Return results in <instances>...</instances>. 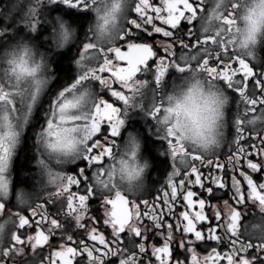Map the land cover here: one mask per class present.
<instances>
[{
	"label": "snow or ice",
	"instance_id": "1",
	"mask_svg": "<svg viewBox=\"0 0 264 264\" xmlns=\"http://www.w3.org/2000/svg\"><path fill=\"white\" fill-rule=\"evenodd\" d=\"M101 2L103 11L97 0L0 7V264H264V63L237 51L240 5ZM57 4L68 15L97 13V31L76 39L71 73L46 67L52 53L32 36L41 25L64 28V16L51 15ZM29 44L39 60L26 59ZM193 69L231 97L223 141L208 153L184 142L162 115L171 109L141 95L147 88L154 101L170 72ZM133 105L156 121L149 131L171 161L151 194L122 190L110 164ZM33 150L45 198L19 187L13 200L14 159ZM69 156L84 166L61 170Z\"/></svg>",
	"mask_w": 264,
	"mask_h": 264
},
{
	"label": "clouds",
	"instance_id": "2",
	"mask_svg": "<svg viewBox=\"0 0 264 264\" xmlns=\"http://www.w3.org/2000/svg\"><path fill=\"white\" fill-rule=\"evenodd\" d=\"M110 4L111 0H107ZM130 2V0H128ZM103 11V3L97 0ZM229 3H238L240 7L234 9L236 24L233 26V36L236 44L241 45L238 53L252 62L264 63V14L260 13V0H222L221 8ZM254 10V11H253ZM94 19L91 22L93 33L97 31V13L92 12ZM123 13L120 20L122 21ZM64 28L61 29L58 22H54L55 31L51 32L53 47L58 51L66 50L77 39V27L62 17ZM102 22V21H100ZM215 22H213L214 26ZM119 27V22L117 24ZM211 31V26L210 29ZM115 38V32L112 34ZM107 36H101L96 42L104 43ZM29 51L26 59L39 60L35 44L28 45ZM251 54V55H249ZM45 60L50 58L45 55ZM50 68V64H46ZM148 103H157L162 108L171 109L170 113H163L169 123L180 134L186 144L201 152H211L219 147L223 141L224 117L231 103V97L216 82L209 81L208 77L193 69L185 74H178L170 86L161 87L154 101L150 91L146 88L141 94ZM139 103V99L137 100ZM140 110L146 114V109L141 110L135 105L130 106L129 113ZM156 125V121H153ZM126 125V124H125ZM161 134L165 125H161ZM119 149L114 153L110 164L115 165L116 183L122 190L139 193L148 187V173L152 167L151 159L144 154L143 137L136 131L129 130L123 141L119 143ZM64 159V165L73 163L75 156ZM40 194L39 191L36 192Z\"/></svg>",
	"mask_w": 264,
	"mask_h": 264
},
{
	"label": "flooded vegetation",
	"instance_id": "3",
	"mask_svg": "<svg viewBox=\"0 0 264 264\" xmlns=\"http://www.w3.org/2000/svg\"><path fill=\"white\" fill-rule=\"evenodd\" d=\"M15 0H0V7L2 6H11ZM52 8V13L51 15L54 17L57 14H61L66 18L72 25H75L77 27V39L81 38L84 36V34L87 32L89 26L91 25V22L94 19L93 13L92 12H87V14H83L86 16L85 21L82 26L77 24L74 19L71 17V15L65 14L62 9L65 7L63 5H55V6H50ZM74 14H81V12L77 10H73ZM4 18L0 16V27L4 26ZM41 28L43 31H41L39 34H32L34 40L37 42L38 46L45 52L51 51V56L50 61H51V66L53 69H56L55 67V62L57 58L62 54V53H69L70 56V66H71V72L75 71V64L72 63V54L76 52V41L71 44L66 50L63 51H58L56 50L55 47H53L52 39L50 37L51 34V28L48 25H41ZM91 35L90 33H88ZM47 35L48 39L45 41L43 40V36ZM156 38V37H153ZM148 42H151V39H149ZM262 53H264V49H262ZM255 64V62H252ZM177 73L173 70L172 72L169 73L168 77L166 78L165 81V86H170L172 81L177 78ZM152 127L154 128V122L151 119V117L147 116L144 112L140 110H135L131 113H129L128 120L126 121V125L122 129V136L121 138L117 141L118 143L123 141V138L125 134L129 131H136L143 137L144 141V147H143V152L145 155H147L151 161H152V167L149 170L148 173V187L146 191L151 194L155 192V189L159 187L160 184L164 182V174H165V168L166 166H169L171 161L170 158L166 154L162 155L161 153L163 152V149L160 147L162 144V141L155 135H153L152 132L149 131V128ZM258 143V141H256ZM150 148L148 150L147 148ZM223 151H227L226 148L222 149ZM23 155V153L18 154V156L14 159L13 165H12V181H13V196L11 199H15L14 192L16 188L23 187L25 189H28L29 191H39L40 194L39 196L41 197V200L45 198V193L41 191V180L42 177L40 175V170H39V165L36 163V158H38V154L35 153V151H31V157L29 160V166L23 170V179L24 183L23 184H17L15 181V166L18 161V159ZM209 159H211V156H208ZM259 159V158H257ZM77 166H84L80 161H76L67 165H64L63 171L67 172H75L77 170ZM167 170H171L170 167L167 168ZM48 190H52L51 186H49ZM197 191H200L199 186H195V189ZM143 198H151V195L148 196H142ZM224 198H227V194H225ZM216 198H213V203H216ZM94 207H93V214L99 215L100 214V208L98 206L97 201L94 199L91 202ZM252 211H255L253 209ZM246 216L250 215L249 213H245ZM215 246L214 242H210ZM199 251H203L202 249H198ZM178 251L183 252V249H179Z\"/></svg>",
	"mask_w": 264,
	"mask_h": 264
},
{
	"label": "trees",
	"instance_id": "4",
	"mask_svg": "<svg viewBox=\"0 0 264 264\" xmlns=\"http://www.w3.org/2000/svg\"><path fill=\"white\" fill-rule=\"evenodd\" d=\"M71 17L74 19V21L79 24L80 26L83 25L86 16L83 14H71ZM59 67V70L61 72H69L71 70L70 66V56L69 53H62L55 62V67ZM150 150V148H147ZM31 157V152L23 153V155L18 159L16 166H15V181L17 184H23V170H25L29 166V160Z\"/></svg>",
	"mask_w": 264,
	"mask_h": 264
}]
</instances>
